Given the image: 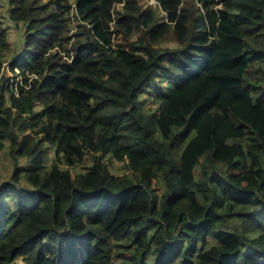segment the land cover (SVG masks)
<instances>
[{"label":"trees","instance_id":"16d2710c","mask_svg":"<svg viewBox=\"0 0 264 264\" xmlns=\"http://www.w3.org/2000/svg\"><path fill=\"white\" fill-rule=\"evenodd\" d=\"M8 6L0 264H264V0Z\"/></svg>","mask_w":264,"mask_h":264},{"label":"rangeland","instance_id":"374dc122","mask_svg":"<svg viewBox=\"0 0 264 264\" xmlns=\"http://www.w3.org/2000/svg\"><path fill=\"white\" fill-rule=\"evenodd\" d=\"M51 0H43V2H49ZM75 0H70V2L74 3ZM8 0H0V19L4 24V27L9 32V41L11 42L12 50L8 56V60L12 59L13 55H15L18 52V49L23 47V33H24V27L22 24H16L14 23L9 16L7 15L8 11ZM74 13V11H73ZM72 26L73 29L70 32V36L74 38V34L77 31L78 28V22L75 20V18H72ZM61 55H64L61 53ZM67 57H64L66 60ZM5 73L7 78L16 80L17 77L20 75L19 72H16V74L12 73L9 69V63H7L4 67ZM19 78L18 80H20ZM18 82V81H16ZM162 86V88L166 87V83L163 85L154 84L150 86L148 93L141 99L142 104L145 106L146 110H156L158 109V102L160 99L157 98L158 92H156V89ZM52 158H54V153H52ZM89 163L87 162L85 165H82L80 167L72 168L71 170L76 172H84L89 167ZM110 170L113 174L116 175H123L126 174L123 163L113 162L110 165ZM12 175V167H11V160L7 155H3L0 157V185L9 182L10 177ZM20 260L18 263L22 264Z\"/></svg>","mask_w":264,"mask_h":264},{"label":"bare ground","instance_id":"6f19581e","mask_svg":"<svg viewBox=\"0 0 264 264\" xmlns=\"http://www.w3.org/2000/svg\"><path fill=\"white\" fill-rule=\"evenodd\" d=\"M127 193H128V192H127ZM130 193H131V191H130ZM135 193L137 194V192H135ZM135 193H134V195H135ZM107 195H108V194H107ZM132 195H133V193H132ZM140 195H141V194H140ZM108 197H109V196H108ZM119 197H120V195H119ZM121 198H122V197H121ZM121 198H120V199H121ZM109 199H110V198H109ZM110 201H111V200H110ZM110 201H109V202H110ZM121 201H122V199H121ZM110 204H111V203H110Z\"/></svg>","mask_w":264,"mask_h":264}]
</instances>
